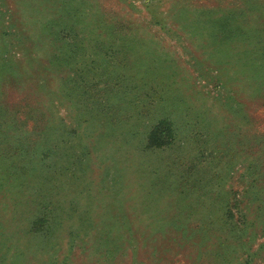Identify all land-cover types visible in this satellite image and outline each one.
<instances>
[{
	"label": "rangeland",
	"instance_id": "obj_1",
	"mask_svg": "<svg viewBox=\"0 0 264 264\" xmlns=\"http://www.w3.org/2000/svg\"><path fill=\"white\" fill-rule=\"evenodd\" d=\"M0 264H264V0H0Z\"/></svg>",
	"mask_w": 264,
	"mask_h": 264
},
{
	"label": "trees",
	"instance_id": "obj_2",
	"mask_svg": "<svg viewBox=\"0 0 264 264\" xmlns=\"http://www.w3.org/2000/svg\"><path fill=\"white\" fill-rule=\"evenodd\" d=\"M157 134H154L153 133V138H155V136H156ZM168 140H170V138H164V139H154V143H155V146L156 147H161V146H165L166 144H168V142H170V141H168Z\"/></svg>",
	"mask_w": 264,
	"mask_h": 264
}]
</instances>
